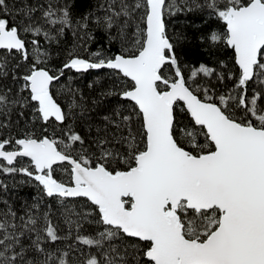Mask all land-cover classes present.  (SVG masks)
Here are the masks:
<instances>
[{
    "label": "snow or ice",
    "instance_id": "1",
    "mask_svg": "<svg viewBox=\"0 0 264 264\" xmlns=\"http://www.w3.org/2000/svg\"><path fill=\"white\" fill-rule=\"evenodd\" d=\"M194 11L223 22L222 34L201 40L231 49L236 71L202 63L185 75L184 37L169 35L168 17ZM17 13L19 22L0 0V174L55 199L68 232L59 234L51 206L40 211L43 196L22 214L0 198V264H72L75 252L79 264H264V0H25ZM69 31L76 43L49 67L42 41L59 44ZM97 31L120 50L90 51ZM100 69L121 82L102 96L130 103L88 141L69 123L82 103L66 110L52 88L65 70ZM212 77L233 88L217 94ZM25 109L60 135H14ZM64 164L67 181L55 176ZM86 224L98 231L83 235Z\"/></svg>",
    "mask_w": 264,
    "mask_h": 264
},
{
    "label": "trees",
    "instance_id": "2",
    "mask_svg": "<svg viewBox=\"0 0 264 264\" xmlns=\"http://www.w3.org/2000/svg\"><path fill=\"white\" fill-rule=\"evenodd\" d=\"M27 2L34 3L35 0H27ZM24 3L25 0H8L9 7L14 13V18L17 22L22 18L21 15L17 13V9H21ZM84 7V5H80L78 11H83ZM35 15L39 16V13ZM213 30L222 34L225 30V26L222 21L209 18L206 12L194 11L179 13L175 16L168 17L169 35L175 36L176 34H180V36L184 37L178 48V52L183 65L186 66L184 69L186 76L190 74L194 68H198L202 63L216 68L217 72H223L225 76H227L229 72L236 71L234 53L231 49L223 42L210 45L206 39L201 40V37H207L209 32ZM114 31L115 30H113V32ZM95 36L96 40L90 45V51H96L99 48L103 49L106 54L112 55L120 50L119 43L116 42L110 45L103 32L97 31ZM28 39L30 40L31 36H29ZM74 43H76V41L71 31L68 32L67 36L61 38L59 44L53 43L52 45H48L46 42L42 41V47L47 48L50 54L49 67H60L66 59L67 50L71 49ZM79 54L85 55L82 48L79 49ZM221 61L224 62L223 67L221 66ZM211 81L216 87L217 94L233 88L234 85V81L228 79L220 83L215 77H212ZM6 83H11L10 78ZM120 83L121 82L117 81V78L113 75L111 70L108 69L89 70L82 73H77L75 70H65L64 76L60 79L58 84L53 85L52 91L54 98L61 103L66 110L72 99H76L78 102L82 103V109H76V115L69 120V123L73 125L75 131L85 136L88 141H91V139L96 136L97 126L103 127L102 120L104 116L111 115L112 110L118 106L124 108L129 105L130 102L121 100L118 96H102V92L111 89L113 84L118 85L116 89L118 91ZM89 84L93 86L90 88ZM253 87H256L254 83L249 85V95H251ZM68 89L79 91L76 92L75 97H73L69 95ZM18 111L19 109H17V112ZM13 121H18V127H14L13 129L14 135L25 129L29 131L35 130L37 135H39L43 132L44 128H47L48 135H52L54 132L57 136L60 135L59 127L54 120L49 124L34 120L33 113L30 109L24 110L23 117L14 115ZM89 125H92L91 133H89ZM67 167L68 165L66 164L56 166V178L67 181L68 176L64 172V168ZM26 179L27 178L22 175L13 176L10 174H0V181L8 185L6 192L0 190V198L7 200L14 210L21 214L25 205L31 206L35 202V198L43 196L35 182L22 183V181ZM84 202V198H79L75 201L76 204L80 205L84 204ZM49 206H51L52 210V222L60 229L59 234L61 236L67 235L68 226L63 222V218L59 217L57 211L59 206L57 201L43 196L40 211L43 212L48 210ZM4 207L3 204H0V209ZM96 231H98V229L94 224H86L82 234L90 235L94 234ZM74 238L75 232H73L71 238L55 245V247L65 248L67 244L74 241ZM77 247H83V252L85 254L89 251L88 246L77 245ZM92 251L94 252L95 249H92ZM79 258H82L79 252L72 253L69 257L72 264H79Z\"/></svg>",
    "mask_w": 264,
    "mask_h": 264
},
{
    "label": "water",
    "instance_id": "3",
    "mask_svg": "<svg viewBox=\"0 0 264 264\" xmlns=\"http://www.w3.org/2000/svg\"><path fill=\"white\" fill-rule=\"evenodd\" d=\"M58 166V165H57ZM56 167V166H55Z\"/></svg>",
    "mask_w": 264,
    "mask_h": 264
}]
</instances>
